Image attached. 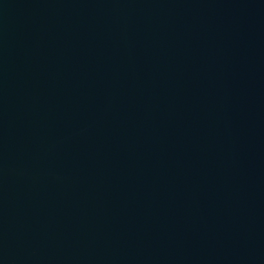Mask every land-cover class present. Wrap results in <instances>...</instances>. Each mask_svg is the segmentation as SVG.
<instances>
[{
    "label": "water",
    "instance_id": "water-1",
    "mask_svg": "<svg viewBox=\"0 0 264 264\" xmlns=\"http://www.w3.org/2000/svg\"><path fill=\"white\" fill-rule=\"evenodd\" d=\"M0 264H264V0H0Z\"/></svg>",
    "mask_w": 264,
    "mask_h": 264
}]
</instances>
